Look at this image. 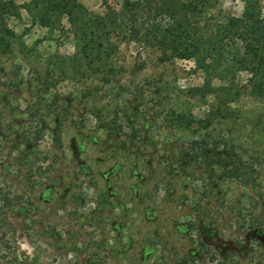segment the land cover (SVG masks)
Here are the masks:
<instances>
[{
    "label": "rangeland",
    "instance_id": "374dc122",
    "mask_svg": "<svg viewBox=\"0 0 264 264\" xmlns=\"http://www.w3.org/2000/svg\"><path fill=\"white\" fill-rule=\"evenodd\" d=\"M35 1L0 10V264H264L252 73L106 39L101 0Z\"/></svg>",
    "mask_w": 264,
    "mask_h": 264
},
{
    "label": "trees",
    "instance_id": "16d2710c",
    "mask_svg": "<svg viewBox=\"0 0 264 264\" xmlns=\"http://www.w3.org/2000/svg\"><path fill=\"white\" fill-rule=\"evenodd\" d=\"M115 1L101 0L104 13L93 19L106 39L136 43L157 52L160 61L196 58L202 69L209 68L207 59L231 57L252 73L253 87H264V0H241L240 16L213 14L219 0H119V7ZM33 3L45 5V13L86 12L78 0ZM10 7L13 0H0V10Z\"/></svg>",
    "mask_w": 264,
    "mask_h": 264
}]
</instances>
